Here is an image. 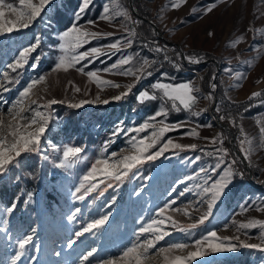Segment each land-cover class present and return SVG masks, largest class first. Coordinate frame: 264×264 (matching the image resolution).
<instances>
[{"label": "rangeland", "instance_id": "obj_1", "mask_svg": "<svg viewBox=\"0 0 264 264\" xmlns=\"http://www.w3.org/2000/svg\"><path fill=\"white\" fill-rule=\"evenodd\" d=\"M142 1L150 16L148 21L154 23L155 27L150 24L160 37L155 43L159 41L166 46L164 38L175 45L177 54L172 56L176 64H201L202 59L185 53L186 49L200 48L210 52L212 57H209L218 58V61L214 58V64L215 67L218 66L216 75L222 92L231 100L247 97L264 86V0H187L179 8L172 7L176 0ZM213 2L217 3V7L205 15L203 8ZM5 3H13L19 8V0H5ZM130 3L128 0H92L78 23L101 35L90 39L76 52L96 47L105 54L89 58L91 63L88 59L83 60L66 72L53 71L59 57L64 55L59 48V36L71 26L80 0H51L50 5L46 6L41 16L29 27L0 34V84L8 89L5 91L0 88V115L6 122L9 121V109L17 103L20 91L32 79L44 75L46 81L33 90L29 100H25L24 105L28 110L24 115L31 118L34 111H40L50 116L48 127L41 137L39 151L32 152L31 160L19 165L17 175L13 177V182L19 188H26L27 183L32 182L34 191L24 192L23 189L20 194H13L10 198H0V264H12L13 257L20 251L18 241L27 236L32 239L25 245L23 254L15 264H80L81 257L93 248L96 251L85 264H102L104 260L120 256L134 242L141 243L148 239L151 234H139V229L153 219H162L158 210L165 203L170 204L165 215L171 219L166 221L164 229L170 234L159 241L154 249L149 250L144 264H164L163 255L158 250L172 243L188 244V249L174 250L172 253L186 255L188 251L194 250L195 240L210 231H216L220 237H238V240L232 241L236 244L239 241L261 243L260 236L264 228L257 226L243 229L239 228V224L253 219L264 220V211L258 210L260 206H264V137L260 133V128L264 127V118L256 112L241 115L234 119L235 126L231 122L233 118H226L224 122L230 127L229 134L216 122L213 92L201 90L199 79L202 69L199 68L179 71L174 66L152 65L148 69L152 75L145 74L139 81L132 75L123 74L125 69L135 71L144 58L153 61L151 53L138 39V21L133 20L132 14L135 12ZM105 4L116 11H127L131 19L124 16H114L111 20L101 19ZM193 8L196 12L192 11ZM10 18L11 13L5 9V19ZM88 20L94 21V24H87ZM209 32L213 35H208ZM108 33L111 35H106ZM240 36L244 39L235 46H230V42ZM37 37L40 43L29 54L28 63L16 72L8 69L7 65L24 48L34 44ZM116 40H120L122 45L126 40H131L132 43L127 47L122 46L118 51L110 49L108 46ZM125 56H132L133 60L109 72L103 71ZM189 56L193 61L199 62H189ZM36 57L40 59L36 60ZM33 63L37 64L36 68L31 67ZM81 67L84 68L83 73L76 70ZM5 71L9 73L10 82L4 79ZM88 71H95L102 80L114 82L120 87L100 84L86 75ZM157 81L166 84L191 82L198 96L192 111L184 110L177 101L181 108L177 112L171 108V102L162 101V93L151 87ZM129 84L134 86L127 96L119 101L111 100V97L125 91ZM74 87H79L80 91L75 92ZM209 87L213 88L211 85ZM145 90L150 95L155 92L157 99L140 102L137 97ZM97 96L101 101L108 99L109 103L95 102L84 104L80 108L69 107L70 103H78L82 99L96 100ZM209 96L210 98H206ZM49 99L64 103L44 107ZM31 100L36 103L31 104ZM162 104L169 109L167 116L149 120V117L160 110ZM193 112H198L199 115H193ZM161 120L170 126H182L164 133L150 152L159 151L169 139L182 146L195 144L197 148L169 147L156 159L145 160L134 168L123 182L104 179L98 174L95 180L85 182V188L101 179H104V183L87 195H84V189L76 192L97 159L108 158L113 152L118 156L127 154L131 150L130 141L133 136L137 140L144 136L151 138V133L155 130L149 128L144 132H126L128 128H138L145 121L158 125ZM117 126L125 131L112 136ZM192 128H196L199 135H188ZM221 135L222 147L229 151L225 164L236 159L237 163L233 167L239 175L242 173L238 168L239 156L232 146L238 144L239 149H235L244 159L239 141L247 136L252 150L250 159L244 160L253 170H250L251 173L244 182L235 183L232 180L213 205L211 214L202 224H197L200 217L207 214L210 199L209 194L202 195L201 189L196 187L203 186L207 178L199 170L201 167L210 168L217 162L216 149L221 144L219 140L213 144L211 138ZM106 141L111 142L105 145ZM66 146L81 147L83 151L78 159L69 158L67 163L71 166L61 167ZM197 156L201 159L193 163ZM22 157H29V153L22 154ZM221 169H217V172ZM7 174L6 171L2 176ZM207 175L217 178L211 171ZM109 183L112 187L107 186ZM186 188L188 191H185ZM101 192L103 195H100ZM32 195L34 197L29 198ZM81 195H84L82 200L76 198ZM13 204L15 208L9 213L7 209ZM242 206L247 211L242 210ZM73 214L75 218L69 220L68 217ZM101 216H107L102 226L76 237V232L81 231L83 226ZM190 224L197 226L187 228ZM181 228L187 230L181 231ZM73 240L75 243L69 247ZM191 264H264V250L237 247L232 252L208 253L197 257Z\"/></svg>", "mask_w": 264, "mask_h": 264}, {"label": "snow or ice", "instance_id": "obj_2", "mask_svg": "<svg viewBox=\"0 0 264 264\" xmlns=\"http://www.w3.org/2000/svg\"><path fill=\"white\" fill-rule=\"evenodd\" d=\"M187 0H176V2L172 3L173 8H179L181 5L185 4ZM51 0H19V8L16 7L13 3H5V0H0V34L10 33L19 28H27L29 27L33 21H35L38 17L41 16V13L45 10L46 6L50 5ZM92 0H80V6L78 10L74 13V20L69 28L60 33L59 39V48L64 52V55L59 57V61L55 66L56 70L68 71L71 68H75L77 64L81 61L88 59V62L91 63V59L95 58L105 53L102 52L100 48H90L87 51L76 52L77 49L82 48V46L89 42L90 39L97 38L101 35V33L90 31L89 29L81 26L78 22L81 20L85 11L89 8ZM217 7V3L213 2L208 4L203 8V13L206 15L211 13ZM5 9L9 10L12 15V18L5 19ZM193 12H196V9H192ZM111 12V14H109ZM114 16H124L127 19H131L127 11H116L115 9H110L109 5L105 4L103 13L101 15V19L103 20H111ZM87 24L92 25L94 21L88 20ZM106 35H111L108 33ZM208 35H213V33L209 32ZM244 37L240 36L235 41L230 42V46H235ZM40 43L39 37L36 38V42L29 47L24 48L19 55L15 58V60L7 65V68L12 72H16L17 69L22 68L25 64L28 63L29 54L33 52ZM132 43L131 40H126V42L122 45L120 40H116L114 43L109 45L110 49L119 50L122 46L127 47ZM156 52H161L163 49L156 48ZM75 53L74 55H69V53ZM179 55V54H178ZM39 57H36V60H39ZM165 59H168L165 56ZM189 62H199L198 60L193 61L191 56L187 57ZM133 60L132 56H125L113 63L109 68H104V72H109L113 69H117L122 65H127ZM155 61H149V59L144 58L140 63L139 67L132 71L131 69H125L123 74L132 75L135 77L137 81H139L143 75H152L151 71H148L152 67ZM32 68H36L37 64L33 63L31 65ZM79 72H84V68H77ZM86 75L90 79H95L100 84H110L112 87L119 88V84H115L114 82L102 80L95 71H88ZM166 75V74H165ZM4 79L10 82V76L7 71L3 73ZM46 81V76L41 75L36 79H32L19 93V99L17 103L13 106V108L9 109V113L11 114V119L9 121H5L3 116L0 115V173H4L7 171L10 165H14L17 163V158L21 157L22 154L38 152L40 149L41 137L44 134L46 128L48 127V121L50 119L49 115H46L44 112L34 111V115L31 118H28L24 115L25 111L28 108L24 105L25 100H29L30 96L33 94V90L37 88L38 85H41ZM71 83V82H69ZM134 85L129 84L125 91L121 92L118 95L111 97V100L119 101L125 96L129 94ZM152 89L157 90L162 93L160 99L165 103L171 102V108L175 111H181V108L177 105V101L179 105L183 106L184 110L192 111L193 106L196 104L198 100V96L195 94L196 89L192 85L191 82L182 83V84H166L160 81L152 84ZM213 88L216 87L215 84L212 85ZM0 88L7 91L8 89L0 84ZM75 92H79V87H74ZM264 95L262 92H253L249 97L251 101L253 98L260 97ZM206 98H210L206 97ZM137 99L140 102L146 100H156L157 95L153 92L151 95L147 90L139 93ZM109 103L108 99L99 100L97 96L96 100H86L82 99L78 103H70L69 107L71 108H80L84 104L88 103ZM31 104H35V100L30 101ZM57 103H64V101H57L55 99L47 100L46 105L44 107H48ZM169 109L165 107L163 104L159 111L155 113L154 116L149 117V120H155L156 117L167 116ZM217 111H220L217 108ZM193 115H199L198 112H193ZM226 116L221 115L219 117L220 120H225ZM232 124L235 126V120H231ZM259 122V121H258ZM182 125L177 124L174 126H170L165 124L163 120L159 121L158 125H154L145 121V123L141 124L138 128H128L126 132H144L149 128L155 129L151 133V138L149 136H144L141 139L137 140L136 136L131 138V150L127 154L119 155L115 152L111 153V156L108 158H100L92 164L88 173L83 177L80 186L77 187L76 192L79 193L81 189H84V195L91 193L94 191L99 184L104 183V179H110L114 181L123 182V179L128 176L130 172L134 168H137L138 165L142 164L145 160H154L159 155H162L165 150L169 147L172 148H183L188 147L191 149H196L197 145H187L182 146L179 144L173 143L171 139L167 140V142L163 145V147L157 152H150L149 150L154 148V146L159 142L160 138L164 135V133L173 130L174 127H180ZM207 127H211V125H206ZM124 129H121L117 126L116 130L113 131L112 136H116L117 134L124 132ZM241 133H243V129L241 128ZM260 133L262 137H264V127L260 128ZM188 135H199L196 128H192ZM212 143L216 144L219 140L221 147L216 149V153L218 154L217 162L214 166L210 168L201 167L199 172L206 174V179L204 185H197V188L201 189V194H209L210 199L208 202V212L204 216H201L197 221V224H202L207 216L211 214L212 207L216 203L217 200L224 194V191L228 186L232 183L236 172L234 171V165L237 163L236 159H232L230 162L225 164V157L229 155V151L227 148L222 147L223 145V137L222 135L219 137H212ZM111 141H106L105 145L110 143ZM240 150L244 153V159H250L251 153V141L244 136V139L239 141ZM245 145H248L246 148ZM83 151L81 147L76 146H66L63 152L64 161L61 163V167L71 166L69 158L78 159L79 154ZM123 151V150H122ZM208 155H212V153H208ZM201 157H195V161H199ZM225 165L222 169L221 166ZM217 169H221V171L217 172ZM211 171L216 175L217 178L213 179L211 175H207V173ZM101 175L104 179L98 181V183H91L88 187L85 188L86 181H93L96 179L97 175ZM199 175V173H197ZM242 175V173H240ZM186 179H192V177H186ZM209 181L211 183H209ZM108 187H112V184L109 183ZM185 191H188L186 188ZM31 195V194H29ZM84 195L77 196V199H83ZM103 195V192L100 193ZM183 195V193H181ZM251 207V205H249ZM13 208H15V204L7 209L10 213ZM170 208L169 203H165L163 207L158 210V215L163 217L162 219L156 220L153 219L148 225L141 227L139 229V234L150 233V237L144 240L141 243H133L131 247H128L123 250L120 256H114L107 260H104L102 264H144V261L147 259V254L150 249H154L157 243L163 240L170 233L165 231L164 225L167 220L171 219L165 215L166 210ZM242 210L247 211V208L242 206ZM258 210L264 211V206H260ZM79 211V209H77ZM176 211V209H173ZM75 218V214L69 216V220H73ZM107 220V216H101L99 219L93 220L87 224V226H83L81 231L76 232V237L82 236L86 232H91L93 229H98L102 226ZM197 224H190L187 228H195ZM260 226L264 228V220H250L247 223L239 224V228L243 229H251ZM227 227V225L225 226ZM187 228H181V231H186ZM32 237L27 236L24 239L18 241L20 251L17 252L16 256L13 257L12 264H15L16 260L20 258L23 254V250L25 245L31 241ZM233 239H239L238 237L230 238V237H220L217 235L216 231H210L207 235L200 237V239L195 240L194 242V250L188 251L186 255H174L172 254L174 250H185L189 248L188 244L185 243H172L169 244L166 248H160L158 250L159 254L163 255L164 264H191L193 260L197 257L204 256L208 253H223V252H232L237 247L243 248H256L264 250V232L261 233L260 240L261 243H247L245 241H239V244L233 243ZM75 243V241H71L69 243V247ZM96 251L93 248L91 251L87 252L80 259V264H85V261L89 259V257L93 256Z\"/></svg>", "mask_w": 264, "mask_h": 264}, {"label": "trees", "instance_id": "obj_3", "mask_svg": "<svg viewBox=\"0 0 264 264\" xmlns=\"http://www.w3.org/2000/svg\"><path fill=\"white\" fill-rule=\"evenodd\" d=\"M130 2L138 18V22L136 23V30L139 35L138 39L144 43L147 50L151 53L153 61H155L153 66L155 65L172 66V67L174 66L179 71L190 69V68L202 69V72L200 74V79H199V85L201 87V90L206 91V92L211 90L213 92L214 104L216 103V110L215 108L213 110L215 114L217 115L218 119H219V116L221 115H224L228 118L238 119L241 115L254 113V112L259 114L261 118H264V95L253 98L251 101L249 100V97L251 95L244 97L242 99L231 100L223 94L222 87L220 85V81L217 75L215 76L216 87L214 89L213 88L211 89V87H209V84L211 82V74L215 69V64L213 61L209 60L205 63H201L200 65L198 64L192 65V64H188L184 62H179L180 64L178 65L174 62V57H173L175 53L177 54V48L175 47V45L171 44L169 40H165L164 38L163 40L166 42L167 48L161 47L163 51L156 52L155 49L157 47H154L152 45V41H156L160 37L157 36V34L154 31L153 26L148 21V19H150V16L145 9L143 1L142 0H130ZM184 52L190 54L191 56L195 55L196 57H198L199 60L209 57V56L212 57V54L210 52L204 51L200 48H190V49H186ZM165 56H167L168 59H165ZM213 57L218 61V58H216L215 56ZM257 92L264 93V86H262ZM217 108H219L220 111H217ZM222 122H224V120ZM235 147L239 149L238 144H236ZM31 158H32L31 153H29V157L23 158L21 156L17 158L16 164L9 166V168L7 169V173H8L7 176L3 177L2 173H0V198L5 197V196L10 198L13 194H20V192L23 189H24V192L25 190H28L29 192L34 191L33 189L34 185L32 184V182L27 183L26 188H19L17 184L13 182V177L17 175V167L21 165L22 163H24L26 160H31ZM238 163H239L238 168L242 172L243 176L236 174L233 178L235 183L244 182L245 180L248 179V171L243 166L240 158H238ZM249 168L251 171L253 170L250 165H249ZM33 197L34 195L29 196V198L31 199ZM19 207L20 206H18V209Z\"/></svg>", "mask_w": 264, "mask_h": 264}, {"label": "water", "instance_id": "obj_4", "mask_svg": "<svg viewBox=\"0 0 264 264\" xmlns=\"http://www.w3.org/2000/svg\"><path fill=\"white\" fill-rule=\"evenodd\" d=\"M128 1H129V3H130V0H128ZM130 5H131V3H130ZM131 8H132V7H131ZM149 22L154 26V23H153L151 20H149ZM154 27H155V26H154ZM155 29H156V28H155ZM156 31H157V29H156ZM208 60H211V61H213L214 63H216L215 59H214V58H211V57H208V58L202 59L201 63H204V62H206V61H208ZM217 71H218V66L216 65L214 71H213L212 74H211V82H210V84H209V85H211V86H212L213 84H215V82H216V81H215V75H216ZM216 122H217V124H219L223 129H225V130L230 134L231 130H230V127H229L228 124H226V123H224V122H221V121H216ZM232 148H233V150L235 151V153L239 156V158H240V160H241L243 166L247 169V171H248V175H250V173H251L250 168L247 166V163L245 162V160H244L243 157L241 156L240 152H239L237 149H235L234 146H232Z\"/></svg>", "mask_w": 264, "mask_h": 264}, {"label": "built area", "instance_id": "obj_5", "mask_svg": "<svg viewBox=\"0 0 264 264\" xmlns=\"http://www.w3.org/2000/svg\"><path fill=\"white\" fill-rule=\"evenodd\" d=\"M132 16H133V20L135 21V22H137L138 21V19L136 18V14L134 13V14H132ZM156 41H152V44H153V46L155 47L156 45L155 44H157L158 46H156L157 48H161V46H163L164 48H167L166 46H165V44H162L161 42H159V41H157V43H155ZM155 43V44H154ZM236 168V167H235Z\"/></svg>", "mask_w": 264, "mask_h": 264}]
</instances>
